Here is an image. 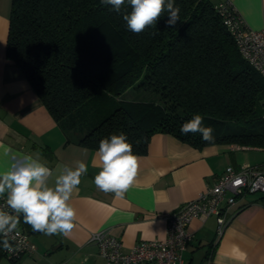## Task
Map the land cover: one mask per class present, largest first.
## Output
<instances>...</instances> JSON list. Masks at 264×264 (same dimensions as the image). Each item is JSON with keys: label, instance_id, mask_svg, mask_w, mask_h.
<instances>
[{"label": "trees", "instance_id": "16d2710c", "mask_svg": "<svg viewBox=\"0 0 264 264\" xmlns=\"http://www.w3.org/2000/svg\"><path fill=\"white\" fill-rule=\"evenodd\" d=\"M218 1L175 0L174 27L165 13L136 34L123 20L127 4L116 13L101 0H10L6 56L66 142L98 150L101 139L123 132L142 155L161 132L200 149H264V77L240 54ZM194 114L214 129V141L181 134ZM232 122L245 126L229 129ZM19 225L40 233L22 215Z\"/></svg>", "mask_w": 264, "mask_h": 264}, {"label": "crops", "instance_id": "0c3cea01", "mask_svg": "<svg viewBox=\"0 0 264 264\" xmlns=\"http://www.w3.org/2000/svg\"><path fill=\"white\" fill-rule=\"evenodd\" d=\"M232 3L248 26L264 27V0ZM9 7L10 0H0V171L9 168L12 155L40 151L41 162L53 172L49 186H54L65 165L75 168L77 161L88 165L70 200L76 210L71 233L30 234L37 249L17 264H106L89 240L91 232L110 230L122 240L124 251L142 239L164 238L169 212L213 184L227 165L245 163L237 151L250 147L213 144L200 149L159 132L152 135L148 151L137 155V177L124 198L100 191L93 182L100 170L92 163L97 150L66 142L20 68L6 56ZM237 205L216 243L213 216L190 222L193 237L184 251L186 264H264V194H246ZM0 264L15 263L2 255Z\"/></svg>", "mask_w": 264, "mask_h": 264}, {"label": "clouds", "instance_id": "9594fccd", "mask_svg": "<svg viewBox=\"0 0 264 264\" xmlns=\"http://www.w3.org/2000/svg\"><path fill=\"white\" fill-rule=\"evenodd\" d=\"M101 4L110 5L116 13H121L125 4L130 6L131 11L124 13L123 20L128 30L136 34L149 27L156 28L165 13L168 26L174 27L180 21L181 9L175 0H101ZM203 121L202 115L194 114L180 126L181 134L199 133L205 142L214 141V129L204 126ZM92 163L100 169L93 181L97 189L123 199L135 182L139 165V157L134 154L127 135L121 132L101 139ZM87 173L88 165L82 161H77L75 168L65 165L54 186H49L53 172L41 162L40 151L34 155H12L9 168L0 171V199L6 196L5 204L0 205V236H3L4 250L13 251L9 237L17 229L21 215L23 222L35 232L68 236L76 220V210L70 200L81 177Z\"/></svg>", "mask_w": 264, "mask_h": 264}, {"label": "built area", "instance_id": "2783aa9c", "mask_svg": "<svg viewBox=\"0 0 264 264\" xmlns=\"http://www.w3.org/2000/svg\"><path fill=\"white\" fill-rule=\"evenodd\" d=\"M216 8L242 57L264 77V27L254 29L248 26L234 8L232 0H219ZM251 193L264 194V162L238 167L227 165L213 184L166 215L164 238L139 240L127 251L123 250L122 240L108 229L91 232L89 240L96 244L98 254L106 264H186L184 251L193 237L190 222L194 218L205 220L213 216L216 243L238 211V200ZM5 201L6 196L0 199V205H4ZM9 242L13 251L2 248V252L11 261L19 262L37 249L31 235L20 225L10 235Z\"/></svg>", "mask_w": 264, "mask_h": 264}, {"label": "rangeland", "instance_id": "374dc122", "mask_svg": "<svg viewBox=\"0 0 264 264\" xmlns=\"http://www.w3.org/2000/svg\"><path fill=\"white\" fill-rule=\"evenodd\" d=\"M134 96L131 94V97ZM130 97V96H129ZM153 97V96H152ZM245 126V124L240 123H229V129H237L238 127ZM238 157L242 160V162H245L243 164L249 163V164H259L261 162H264V149L256 148V147H250L246 149H238L237 151ZM247 161V162H246ZM252 194H258V193H252ZM250 194V195H252Z\"/></svg>", "mask_w": 264, "mask_h": 264}]
</instances>
